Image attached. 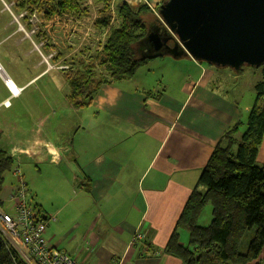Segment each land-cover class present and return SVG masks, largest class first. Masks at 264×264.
Here are the masks:
<instances>
[{
	"label": "crops",
	"instance_id": "obj_1",
	"mask_svg": "<svg viewBox=\"0 0 264 264\" xmlns=\"http://www.w3.org/2000/svg\"><path fill=\"white\" fill-rule=\"evenodd\" d=\"M122 1L154 11L162 0ZM3 4L0 0V67L22 90L10 107L0 109V150L12 159L3 174L0 206L8 203L4 210L12 212L5 199L18 187V177L38 186L40 165L51 164L44 178L59 198L54 209L45 210L33 190L27 201L46 222L44 237L52 246L79 264H182L164 248L211 152L236 123L239 134L255 93L244 100L230 89L223 67L211 69L190 57H181L187 68L177 75L173 57L165 55L130 78L99 83L87 105L74 106L66 72L59 68L67 91H54L48 81L36 85L55 65L39 59ZM217 81L224 89L216 88ZM5 86L0 74V101L9 95ZM255 161L264 163V135ZM58 189H72L74 196ZM137 230L141 239L131 243ZM178 234L186 244L187 233ZM261 255L264 264V250Z\"/></svg>",
	"mask_w": 264,
	"mask_h": 264
},
{
	"label": "trees",
	"instance_id": "obj_2",
	"mask_svg": "<svg viewBox=\"0 0 264 264\" xmlns=\"http://www.w3.org/2000/svg\"><path fill=\"white\" fill-rule=\"evenodd\" d=\"M104 1L108 6V1ZM14 3L17 13H27L23 17L26 26L30 24L28 16L35 12L43 15L44 19L65 13L80 18L87 12L81 7V0H14ZM145 10L142 7L137 14L126 12L127 18H130L129 26L121 24L110 30L101 52L96 56L114 80L132 77L141 65L153 59L141 56L138 50V42L148 28L142 14ZM98 22L108 27L106 20ZM70 73L67 79L71 102L74 106L87 105L90 73ZM144 94L156 96L149 91ZM75 98L80 101L75 102ZM240 126L241 123H236L221 135L164 248L166 253L178 257L182 264H263L264 163L259 165L255 159L264 135V82L255 85V100L245 129L237 139ZM11 164L9 155L0 150V192L3 174ZM205 207L210 208L211 220L207 226H201L199 217ZM34 210L37 211L35 207ZM37 217L40 218L38 212ZM182 230L187 233L186 244L179 241L178 232ZM0 264L26 263L0 239Z\"/></svg>",
	"mask_w": 264,
	"mask_h": 264
},
{
	"label": "rangeland",
	"instance_id": "obj_3",
	"mask_svg": "<svg viewBox=\"0 0 264 264\" xmlns=\"http://www.w3.org/2000/svg\"><path fill=\"white\" fill-rule=\"evenodd\" d=\"M3 1L5 2V4H3L4 8H6L7 11L11 10L13 12V18L17 22L16 27L20 29L19 31L23 33V35L27 39H29L33 46V49L39 51V59L43 61V63L45 62L48 64L49 62L50 65H55V67H53L54 69L51 72H49L40 80H37L36 85L40 86L46 81L51 82L52 89L58 93L63 90L67 91L68 87L67 83L64 81L63 73L66 72L65 77L67 78L68 74L70 73L69 71H72L70 75L76 73H90L91 78L89 79V92H92L99 85L100 82H104L105 80H114L110 77V73L105 68L104 64L100 63V60L97 59L96 56L101 52L102 45L106 41L110 30L116 27H120L121 24L129 26L130 18H127V15L125 14L126 12L130 14H137L140 8H146V10L143 11L142 14L145 15L143 17L144 23L145 25L148 23V26L150 25L151 21H155L154 23L158 21L153 19L159 18V7L157 9H154V11H150L146 5H142L141 7H137V9L134 10L130 7L128 2H124L122 0H107L108 6H105L104 0H81V7L86 9L87 12L84 13V15L80 18H75L72 15L66 13L62 15L54 14V23L46 25L48 19H44L43 15L38 12H35L34 14L28 16L27 22L30 24L29 26H26V23L23 21V17L27 16V13L25 11L17 13L14 10V0ZM136 5L138 6L137 3ZM56 18L59 19L57 20ZM99 20H106L108 27L101 26V24H99L98 22ZM62 24H65V26L61 27ZM52 31H55L54 37L51 34ZM39 33L42 34L41 37L37 36V34ZM171 59L175 61L174 67L177 75L178 72L182 73V69L185 70L187 68L185 64H183V67L181 66L183 63L181 62V57H174ZM63 60L64 63L62 62ZM149 61H151V59L147 60L146 62ZM200 63H202L205 67L211 69H218V67H215L211 64L205 62ZM50 65L48 66L50 67ZM153 65L154 64H152L151 67ZM159 66H163V64L156 65V67ZM263 66L264 65L258 67H251L244 65L238 72L228 67H221L222 69H220V71H225L224 74L225 77L228 79V84L230 85V89L232 90V92L236 93L237 96L240 97L243 95L242 97L244 98V100H249L251 99L252 93H255V85L259 82H264V70H262ZM180 67L182 68L179 69ZM57 68L62 70L63 73ZM233 76L237 77L235 79H231ZM10 84L11 86H15L11 81ZM5 87L7 88L9 95L6 99L0 101V109L10 107L11 98L17 97L22 90V88L17 87V89H19L18 93L12 95L7 85ZM224 87L225 85L220 84L218 81L216 82V88H218L219 90L224 89ZM6 100L9 101V104L3 105V101ZM74 101L77 102L80 100L75 98ZM75 115L72 112L71 116H74L72 121H75V123L78 124V120ZM244 129L245 125L244 127H241V130L237 135L238 138L241 137ZM52 167L53 165L51 164L40 165L42 173L40 174V177H38L36 180V182H38V186L34 184L30 185L29 177L23 178V180L27 184L26 200L27 197L28 199L29 197H31L30 192L33 193L34 191L36 196L38 195L40 196V198L42 197L44 202H42V205L47 211L54 209L53 204L56 201H59V198L55 196L54 189H48V179L44 178L46 168H49V170L52 171ZM10 176L11 174L9 172L5 174V182L11 179ZM31 186L33 187L29 191L28 188ZM12 191H14V189ZM12 191L9 193L8 198L12 194ZM58 191L61 192V194H66L68 197L74 196V191L72 189H58ZM7 205L8 203H4V209L7 208ZM208 209L209 212L207 209L204 210V212H202L201 218L199 219V225L201 226H207L210 223L211 214L210 208Z\"/></svg>",
	"mask_w": 264,
	"mask_h": 264
},
{
	"label": "water",
	"instance_id": "obj_4",
	"mask_svg": "<svg viewBox=\"0 0 264 264\" xmlns=\"http://www.w3.org/2000/svg\"><path fill=\"white\" fill-rule=\"evenodd\" d=\"M158 15L138 42L141 56L190 57L236 72L264 65V0H164Z\"/></svg>",
	"mask_w": 264,
	"mask_h": 264
},
{
	"label": "built area",
	"instance_id": "obj_5",
	"mask_svg": "<svg viewBox=\"0 0 264 264\" xmlns=\"http://www.w3.org/2000/svg\"><path fill=\"white\" fill-rule=\"evenodd\" d=\"M9 82V78L4 79L11 94H17L19 89L11 86ZM8 104V100L3 101V105ZM14 172L18 174L17 170ZM18 182V187L12 191L8 199H5L10 203L12 212L0 206V239L4 244L12 247L26 264H79L46 240L44 237L46 222L37 217L34 207L27 203L26 182L20 176ZM50 219L54 220L55 217L50 215ZM138 239H141L139 230L132 235L131 243Z\"/></svg>",
	"mask_w": 264,
	"mask_h": 264
},
{
	"label": "bare ground",
	"instance_id": "obj_6",
	"mask_svg": "<svg viewBox=\"0 0 264 264\" xmlns=\"http://www.w3.org/2000/svg\"><path fill=\"white\" fill-rule=\"evenodd\" d=\"M138 7V6H137ZM9 84H10V82H9ZM11 85V84H10Z\"/></svg>",
	"mask_w": 264,
	"mask_h": 264
},
{
	"label": "flooded vegetation",
	"instance_id": "obj_7",
	"mask_svg": "<svg viewBox=\"0 0 264 264\" xmlns=\"http://www.w3.org/2000/svg\"><path fill=\"white\" fill-rule=\"evenodd\" d=\"M170 43V42H169Z\"/></svg>",
	"mask_w": 264,
	"mask_h": 264
}]
</instances>
